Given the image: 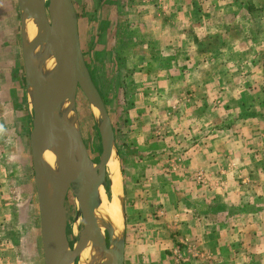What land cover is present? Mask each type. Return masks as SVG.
<instances>
[{
  "label": "crops",
  "instance_id": "crops-1",
  "mask_svg": "<svg viewBox=\"0 0 264 264\" xmlns=\"http://www.w3.org/2000/svg\"><path fill=\"white\" fill-rule=\"evenodd\" d=\"M164 3L148 13L147 78L128 107L127 140L141 154L143 172L160 175L162 188L174 171L202 175L203 184L192 182L195 207H185L184 194L174 213L197 225L199 234H191L196 246L206 247L202 257L216 258L218 242L229 245V237L249 240L241 244L244 251L264 256V0ZM169 18L177 35L162 37L158 31L167 29ZM172 153L182 163H171ZM185 178L179 188L190 187ZM222 204L235 212L226 218L220 212L219 231Z\"/></svg>",
  "mask_w": 264,
  "mask_h": 264
},
{
  "label": "rangeland",
  "instance_id": "rangeland-1",
  "mask_svg": "<svg viewBox=\"0 0 264 264\" xmlns=\"http://www.w3.org/2000/svg\"><path fill=\"white\" fill-rule=\"evenodd\" d=\"M164 1L72 0L77 16L80 53L115 130V154L112 153L109 160L116 161L121 176V204H117L123 223L124 264H209L211 261L213 264H264V256L251 253L250 249L244 251L241 244L249 240L240 242V238L229 237V245L219 241L216 258L202 257L201 251L205 252L206 247L201 250L199 245L196 246L197 239H192L195 234H191L197 232V225L193 224V220L184 222L174 217L176 210H180L178 198L184 194L188 195L184 200L185 207H195L192 182L195 180L196 186L203 184V181L198 183L202 175L174 171L167 188H162L160 175L143 172L142 156L135 154V148L127 140L125 118L128 107L132 105L133 93L140 91L147 78L143 76V46L148 42V35L150 37L148 13H155L154 7H167ZM148 2L152 5L149 10ZM253 2L259 5L260 0ZM171 20L168 19L164 32L158 31L160 36L171 37L178 32ZM74 109L78 131L91 161L96 164L102 149L99 116L79 88L75 94ZM31 115L30 93L24 83L22 63L21 13L16 0H0V264H43L29 144ZM178 155L170 156V162L182 163ZM108 176L106 172L104 185L109 196ZM184 177L182 181L190 180L189 188H179L178 180ZM173 180L177 187L173 186ZM64 205L67 247L72 251L78 243L82 217L71 191ZM217 208L216 224L221 228L224 220L220 218V212H226V218L235 211L224 210L223 204L217 205ZM159 209H162V214ZM211 217L214 219L213 215ZM74 222L78 235L70 236L69 227ZM104 237L108 243L106 231ZM208 243L206 240L203 244L207 246ZM147 244L146 253L143 249ZM77 259H72L71 264H77Z\"/></svg>",
  "mask_w": 264,
  "mask_h": 264
},
{
  "label": "water",
  "instance_id": "water-1",
  "mask_svg": "<svg viewBox=\"0 0 264 264\" xmlns=\"http://www.w3.org/2000/svg\"><path fill=\"white\" fill-rule=\"evenodd\" d=\"M16 3L21 13L24 83L30 93L32 109L29 144L43 264H67L68 258L72 262L88 242L110 257V262L106 264H124L123 230L117 250H111L113 235H109L108 230L101 231L94 218L96 208L101 205L98 188L104 184L106 165L112 153H115V141L111 119L80 53L73 2L16 0ZM30 19L36 32L26 42L24 20ZM40 44L48 47L55 58V70L47 78L39 74L32 61V52ZM78 88L99 116L102 149L96 164L91 161L78 131L74 109ZM64 102L75 118L76 129L68 127L60 118V108ZM45 151L52 152L57 167L55 171L43 162ZM69 191L74 194L82 217L79 230L81 243L79 241L70 253L64 251L67 246L64 204ZM104 231L107 232L108 243Z\"/></svg>",
  "mask_w": 264,
  "mask_h": 264
},
{
  "label": "bare ground",
  "instance_id": "bare-ground-1",
  "mask_svg": "<svg viewBox=\"0 0 264 264\" xmlns=\"http://www.w3.org/2000/svg\"><path fill=\"white\" fill-rule=\"evenodd\" d=\"M42 1H46V0H42ZM35 32L36 29L33 20L32 19L24 20V36L26 42L31 40V38L35 35ZM32 61L39 74L44 78L49 77L55 70L54 55L49 50V48L46 47L44 44H40L34 48L32 52ZM60 118L68 127L72 129H76L75 118L70 113L68 104L66 102L62 103L61 105ZM42 160L45 164L50 166L54 171L56 170L57 167L52 152L45 151L42 155ZM115 162L113 160H109L106 165V172L109 174L107 178V182L109 184L110 195L108 196L107 188L104 184L98 188V198L101 202V205L98 208H96L94 213L95 221L98 227L100 228V230L101 231L108 230L109 235H113V240L110 245V249L114 251L117 250L118 241L121 237L122 224H123L120 216L121 213L120 207L118 205L121 204L120 203L121 193L119 192L121 176H120L119 168L117 164H115ZM107 198L110 199L107 200ZM77 229H78L77 224L76 222H74L69 227V235L77 236L78 235ZM118 232H119V236H118ZM84 237L85 236H83V238ZM79 241L81 243V240L78 237V243ZM64 251L68 253L71 252L67 246L64 248ZM77 257H78L77 264H106L110 262V257L104 254V252H102L98 247L92 245L91 242H88V244L84 247L82 251H80ZM67 261H68L67 264L72 263L70 258H68Z\"/></svg>",
  "mask_w": 264,
  "mask_h": 264
}]
</instances>
